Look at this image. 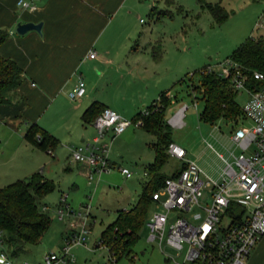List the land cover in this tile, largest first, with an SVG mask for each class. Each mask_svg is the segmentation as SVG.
Masks as SVG:
<instances>
[{"label": "crops", "instance_id": "crops-1", "mask_svg": "<svg viewBox=\"0 0 264 264\" xmlns=\"http://www.w3.org/2000/svg\"><path fill=\"white\" fill-rule=\"evenodd\" d=\"M14 1L0 0V28L7 31L6 38L0 43V56L12 59L20 67L22 78L13 90L11 101L0 103V126L10 132L21 125L25 131L32 123L63 145L58 149L57 144L52 150L51 163L47 162L48 153L27 144L24 147L29 158L24 161L16 155V149L2 151L0 187L33 172H47L55 165L57 171L60 169L73 175L68 190L76 191L78 179L86 182L85 169L70 160L68 148L90 142L94 135L91 120H81V111L90 102L97 101L121 116L133 117L138 107L147 105L161 91V78L156 74V64L160 60L143 53L144 42L136 39L137 28L129 23L130 17H135L139 10L149 12L158 0H31L34 7L30 10L22 9ZM17 20L40 21L39 32L33 29L20 35L10 32ZM91 50L94 55L85 56ZM77 76L83 80V93L70 102L67 92L74 86ZM134 86L135 90H132ZM119 88L124 89L120 94L117 93ZM139 130L148 133L141 126L128 125L116 137ZM171 142L175 143L172 139ZM151 161L144 163L142 170ZM16 174L22 175L14 177ZM88 185L86 182L85 186ZM118 210L123 209H115L114 216ZM93 223L91 220L88 224L90 234ZM103 227L95 237H89L86 247L70 249L77 263L73 260L65 264H105V261L108 264L106 249L96 247ZM67 229L66 226L61 233L60 242L53 243L48 250L59 253ZM0 245L3 246L1 242ZM24 248L15 255H9L4 249L11 264L41 263L34 253L28 256L29 250ZM25 257L27 260H22ZM246 263L264 264V237L254 244Z\"/></svg>", "mask_w": 264, "mask_h": 264}, {"label": "rangeland", "instance_id": "rangeland-1", "mask_svg": "<svg viewBox=\"0 0 264 264\" xmlns=\"http://www.w3.org/2000/svg\"><path fill=\"white\" fill-rule=\"evenodd\" d=\"M140 1L144 2L145 0ZM208 1H218L224 7L227 13L223 20L215 22L210 14L199 6L197 0H158L150 12L139 10V13L134 15L135 17H130L129 23L137 28L136 39L144 42L143 53L147 52L151 59H155L156 56L155 60H160L156 64L158 67L156 74H159L161 78V91L168 89V94L174 95V99L163 110L164 120H167L180 104H186L182 125L179 127L169 125L171 139L185 151L186 159L194 161L204 174L216 178L221 167L216 154L226 156L229 150L234 153L238 152V149L228 139L234 122L222 119H217L212 123L200 121L197 113L201 102L191 94H185L184 84L188 81V79L186 80L188 74L207 65L216 66L225 57H228L232 49L244 38L249 35L256 36L259 33L260 29H255L254 24L264 14V0ZM261 39L264 42L262 37ZM181 78H185V80L178 83ZM194 79L196 80V76L193 75L191 80ZM131 89L135 90V86ZM122 90L124 91L123 88H119L117 93H122ZM245 98L244 91H237L234 95V100L238 105H242ZM68 100L74 102L70 98ZM145 106L138 107V110ZM121 117L132 118V116ZM53 123L55 126L61 127L57 122ZM243 123L246 124L247 121L245 120ZM16 127L9 132L2 130L3 127L0 126V155L2 151L9 152L10 149H16V155L24 161L29 158L26 156L27 150L24 145L27 144L32 149L34 146L23 139L24 127L21 125ZM114 137L112 142L109 141V133L106 132L100 141V144H108L109 171L101 173L98 177L94 176L88 186H85L86 182L78 179V183H76L78 189L76 191L68 190L73 175H68L60 169L57 171L55 165H51L47 172H39L53 184V189L38 203L40 208L44 204L42 211L48 215L51 222L40 242L35 245H25V248L29 250L28 256H32L34 253V256L41 259L43 254L52 252L53 250H48L50 245L60 242L61 233L72 220L71 216L63 215L58 219L55 215L54 210L61 193L66 195V202L72 209L80 202L88 201L90 205V213L93 216L90 219L94 220V223L92 234L89 232L87 236L86 246L89 237H95L98 230L113 219L115 209L126 210L134 204L147 179L141 166L152 160L151 150L147 145L155 140L152 135L146 134L142 130L133 134L125 132L117 137L114 135ZM57 144L59 145L58 149L62 148V142L57 141ZM43 152L46 153V151ZM52 155V151L47 155L49 156L47 157L48 163H51ZM181 163L182 161L169 157L161 167V172L167 175L177 169ZM116 166L127 169L131 177L125 179L116 170ZM19 175L22 174H16L14 177ZM158 210L160 209H155L151 205L146 216ZM223 223L225 220L221 221V224ZM147 235V228L145 225L141 226L138 239L131 248V254L128 258L121 257L114 264H179L182 262L184 247L180 251H175L162 244L158 250L153 244L146 241ZM61 245L62 243L60 247ZM2 247L0 245V251H5V248ZM98 248L101 249V247ZM10 258L15 259L11 256ZM72 258L75 263L78 262L74 252ZM22 260L26 261L27 258ZM105 264H107L106 261Z\"/></svg>", "mask_w": 264, "mask_h": 264}, {"label": "built area", "instance_id": "built-area-1", "mask_svg": "<svg viewBox=\"0 0 264 264\" xmlns=\"http://www.w3.org/2000/svg\"><path fill=\"white\" fill-rule=\"evenodd\" d=\"M14 3L22 9L34 7L31 0H15ZM254 28L260 29L256 37L264 39V14ZM93 55L91 50L85 56ZM204 70L215 71L228 80L234 91L246 94L228 135L238 152L229 150L226 156L217 153L221 167L216 178H211L194 161L185 158L183 149L169 142L166 154L182 161L184 167L174 176L165 178L160 187L150 193L152 207L160 210L148 214L145 219L148 231L146 241L158 250L162 244L175 251L184 247L179 264L196 261L204 264H247L245 259L252 247L264 237V71L242 69L229 57L214 67L205 66ZM83 89V80L77 76L67 96L77 99ZM185 109L186 104H180L166 122L174 127L181 126ZM152 110H158V107L154 105ZM140 112L147 113L148 109L144 107ZM245 120L246 124L243 123ZM141 123L140 118L125 119L108 107H103L91 119L94 128L91 141L68 148L70 160L84 167L88 184L94 176L98 177L110 169L107 163L108 144H100L103 135L108 132V140L111 141L126 126H140ZM35 139L39 140L38 134ZM46 153L49 151L46 150ZM116 170L124 177L130 175L122 167H116ZM54 212L58 219L66 215L72 220L67 224L59 253L43 254L42 264L71 262L70 249L74 246L86 247L91 221L88 201L72 209L66 202V195L61 193ZM222 220L225 223L221 224ZM0 264H11L5 251H0Z\"/></svg>", "mask_w": 264, "mask_h": 264}, {"label": "trees", "instance_id": "trees-1", "mask_svg": "<svg viewBox=\"0 0 264 264\" xmlns=\"http://www.w3.org/2000/svg\"><path fill=\"white\" fill-rule=\"evenodd\" d=\"M215 22L226 16V10L218 1L197 0ZM153 6L149 8V12ZM7 31L0 28V43L6 38ZM236 61L241 68L264 71V42L261 37L252 35L237 44L228 56ZM157 59V57H154ZM154 59V60H155ZM196 80H191L192 76ZM20 67L8 57L0 56V103H9L13 90L21 81ZM184 84L185 94H191L201 102L197 117L200 121L212 123L217 119L234 122L239 116V105L234 100V91L226 78L215 71H205L204 67L188 74ZM185 78L178 80L183 82ZM168 90V89H167ZM167 90H162L157 97L145 106L147 113L136 111L131 119L140 118L144 131L153 135L154 142L149 144L152 151L151 163L144 166L146 181L135 203L127 210H118L111 222L106 224L99 233L98 246L107 251V261L114 264L121 257L128 258L131 248L138 239V232L146 219V212L151 206L150 193L160 187L167 177L174 176L184 167V163L165 175L161 167L167 160L166 146L171 142L169 124L163 118L164 108L174 99ZM156 105L158 110H152ZM104 106L97 101L90 102L80 113L83 121H90ZM39 135V140L35 139ZM23 138L31 145L43 151H51L57 146V140L35 124H29ZM53 184L39 172H33L23 179H16L0 187V242L15 255L25 245L37 244L50 225V218L39 207V201L51 190ZM131 258L129 259V261ZM187 264H204L191 262Z\"/></svg>", "mask_w": 264, "mask_h": 264}, {"label": "water", "instance_id": "water-1", "mask_svg": "<svg viewBox=\"0 0 264 264\" xmlns=\"http://www.w3.org/2000/svg\"><path fill=\"white\" fill-rule=\"evenodd\" d=\"M40 21L37 22H31V21H15L13 23V25L10 28V32L14 33V34H23L25 31L29 30V29H33L36 30L37 32H39L40 29Z\"/></svg>", "mask_w": 264, "mask_h": 264}]
</instances>
